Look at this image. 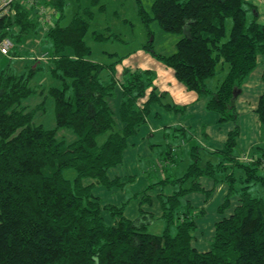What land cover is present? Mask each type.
Segmentation results:
<instances>
[{
    "label": "trees",
    "instance_id": "16d2710c",
    "mask_svg": "<svg viewBox=\"0 0 264 264\" xmlns=\"http://www.w3.org/2000/svg\"><path fill=\"white\" fill-rule=\"evenodd\" d=\"M46 3L59 12L44 34L52 42L47 69L58 81L44 92L53 99V127L35 121L44 105L24 102L38 91L39 85L30 82L39 68L18 70L10 58L0 67V264H264V197L252 192L253 185L264 183L263 156L245 161L233 153L239 135L234 92L264 54V23L257 13L249 17L250 11L257 12L252 0H154L152 16L139 3L146 23L154 18L165 31L179 35L174 52L156 55L189 89L208 97L207 108L220 121H232L235 127L221 161L202 166L193 154L182 176L162 180L179 186L159 195L162 214L141 208L135 218L125 214L130 199L103 203L94 190L123 185L109 170L123 162L130 138L147 121L153 104L185 107L164 103L166 93L158 91L150 69L126 68L120 78L112 64L89 57L91 47L84 39L93 16L89 7L63 24L64 0ZM15 7L14 19H0V38L10 35L19 45L41 23L20 2ZM95 37L106 38L102 33ZM219 71L224 76L209 87L208 80ZM257 112L264 123V92ZM61 128L72 130L75 138L59 136ZM172 146L163 161L175 163ZM235 167L243 174L237 175ZM68 168L76 171L73 178L65 175ZM202 175L229 185L219 210L239 196L233 212L216 221L205 251L193 245L196 218L205 210L186 198L203 189ZM141 198L148 201L150 195ZM158 218L165 222L162 232L149 231Z\"/></svg>",
    "mask_w": 264,
    "mask_h": 264
},
{
    "label": "crops",
    "instance_id": "0c3cea01",
    "mask_svg": "<svg viewBox=\"0 0 264 264\" xmlns=\"http://www.w3.org/2000/svg\"><path fill=\"white\" fill-rule=\"evenodd\" d=\"M252 2L256 5L257 12L255 10L254 12L255 15L257 13L259 20L261 17L259 8L264 4V0H252ZM147 69L150 68L144 70ZM150 70L153 72L152 69ZM263 70L264 54H261L258 58L256 68L244 82L241 92L235 100L239 113V135L233 153L237 155L238 158L243 155H248L249 157L261 155L264 158V123L261 121L259 113L257 112L259 98L264 92V81L262 79ZM153 74L154 85L158 88V91L166 93L164 103H169L171 105L176 104L178 107H185V110L168 109L164 105L158 103L153 104L152 112L147 121L143 124L147 125L148 129L143 135H141V133L138 134L141 125L137 131L138 136L134 135L130 138L132 144L124 153L122 163L134 166L136 171L130 172L131 169H129V171L110 175L111 170H109V175L112 178L119 176L123 185L111 189L107 188L106 191H120L125 197L121 199L122 201L130 199L125 209V214L129 218L137 217L141 208L145 211L153 212L159 217L162 214L159 195L162 193L171 194L179 187L174 183L167 182L165 184L162 180L165 179L166 176L170 177L169 175L174 176V179L182 176L187 170L188 165L194 160L193 154L197 155L202 166H205L209 161L213 163L221 161V150H224L229 133L235 127V123L232 121H220L219 114L207 108L208 97L199 94L195 90L189 89L184 82L177 78L173 68L166 66L163 62L157 63ZM219 81L220 79H217L215 82L210 81L208 82V86L215 88ZM149 91L150 89L148 92ZM173 112L174 117H170L168 123L161 121L163 116H166V114L171 115ZM176 114L180 115L177 117L175 116ZM167 126L172 127V129L166 131ZM176 127L183 128L182 132L179 131L177 133L175 130ZM166 132H168L167 140L165 138ZM185 137L191 138V142H188V139L186 140ZM169 144H172V147L176 149L174 151L176 161L175 163H169L165 160L164 163L160 164L167 155L166 151ZM160 148H162L161 151H155ZM152 152L155 154L154 159L149 161L144 168L145 171L141 173L143 165L140 163L141 157L147 153L153 154ZM159 164L164 166L163 171ZM234 170L237 175L243 174L242 169L238 167H235ZM262 171L264 174V165ZM199 181L203 189L191 191L186 195V198L189 199L195 207L204 208V214L199 217L206 216L209 209L213 212V221L205 227L207 232L210 233L208 237L204 236L205 231L198 230L199 224L197 220L199 217L196 218L197 227L194 231L193 245L199 250L205 251L210 248L216 221L223 216H229L233 212V209L239 203V196L234 195L231 199V206L221 211L219 207L229 192L228 183L224 181L217 182L214 177L210 175L200 176ZM185 184H187V182H185ZM129 186H131L132 190L127 196L124 190ZM145 192L150 195V198L148 201L143 202L141 197ZM252 192L254 195L264 197V183H256L253 185ZM136 193H139L138 196H135ZM117 196L113 197V200L118 199L119 197ZM215 197H217V201ZM122 201L119 203L112 201V203L120 204ZM134 203L137 205L135 208L132 206ZM129 205L133 209L131 213H128ZM161 225H163V227L165 225L163 219Z\"/></svg>",
    "mask_w": 264,
    "mask_h": 264
},
{
    "label": "rangeland",
    "instance_id": "374dc122",
    "mask_svg": "<svg viewBox=\"0 0 264 264\" xmlns=\"http://www.w3.org/2000/svg\"><path fill=\"white\" fill-rule=\"evenodd\" d=\"M139 3L142 4L149 16L153 15L154 0H98L96 2L93 0H64L65 17L63 19V24L68 23L71 20L72 15L79 9L82 11L83 8L89 7L93 16L92 18H88L89 27L85 33L84 39L91 47V53L89 55L91 59L107 65L112 64L117 76L120 78L123 76V72L126 68H139L140 70L150 68L155 72L157 63L163 62L156 53L167 55L174 52L176 50V43L179 39V35L177 33L165 31L158 20L154 18L146 23L140 14ZM259 10L261 14L259 20L264 22V4L260 6ZM254 15V11L249 12L250 18ZM95 33H102L106 38H96ZM44 34L45 29L40 26L36 32H31L28 36L24 37L19 45L15 42V45L8 54L0 52V67L3 64L5 65L8 58H10L13 61V66L18 70L25 69L27 65H31L35 69L39 68V72L32 77L30 82L32 85H39L37 87L38 91L36 92V95L32 94L24 102L30 106L38 103L42 104L41 106L44 105L45 108L38 111L35 121L36 123H43L47 127H53L56 123L53 99L49 98L50 96L46 98L44 92L47 87L58 83V81L51 76L47 69L52 42L46 40ZM149 42L152 43V49L147 47ZM41 65L45 66V68L42 69V67H39ZM166 66L169 65L166 64ZM169 67L172 68L171 66ZM224 73L225 72L219 71L217 76L208 82H215L217 79H221L224 76ZM43 99L46 100L43 101ZM116 100L115 105H117L119 99ZM178 115L180 114H176L175 116L178 117ZM170 117H174V112L171 113V115L166 114V116H163L161 121L168 123ZM147 127V125H142L138 134L141 133V135H143L148 129ZM170 129H172V127H166V131ZM176 132L178 133L179 131L176 130ZM166 133L165 138L167 140L168 132ZM136 134L135 136H138V134ZM59 136H64L68 141L75 138L73 131L68 128H61L59 130ZM185 138L186 140L188 139V142H191V138ZM161 150L162 148L155 151ZM154 155V153H147L141 157L140 163L143 164L141 173L145 171L144 168L149 161L154 159ZM242 157H240V159L244 160ZM161 163H164V161H161L160 164ZM160 164L159 166L163 171L164 166ZM263 165L264 158H262V166ZM129 169H131L130 172L136 171L134 166L122 163L110 169V175L129 171ZM64 173L69 178H73L76 175V171L73 168L65 169ZM173 177L174 176H171L169 178L172 179ZM106 189L107 188L103 185H98L94 190L95 193L101 197L103 203H112V201L119 203L122 201L121 199L125 198L120 191L111 192L106 191ZM131 190L132 188L129 186L124 192H126L128 196V194L131 193ZM116 196L119 198L113 200V197ZM216 198L217 197H215V200ZM132 206L135 208L137 205L134 203ZM132 210V207L129 205L128 213H131ZM212 213L213 212L209 209L206 216L199 217L197 220L199 224L198 230L205 231L204 236L207 237L210 233L207 232L205 227L213 221L214 215H212ZM161 224L162 219H154L153 223L148 227V230L154 233H160L163 230V225Z\"/></svg>",
    "mask_w": 264,
    "mask_h": 264
},
{
    "label": "built area",
    "instance_id": "2783aa9c",
    "mask_svg": "<svg viewBox=\"0 0 264 264\" xmlns=\"http://www.w3.org/2000/svg\"><path fill=\"white\" fill-rule=\"evenodd\" d=\"M17 1L38 17L44 29H46L49 22L59 15L58 10H53L52 7L46 3V0H0V19L3 17H11V19H14L17 14L15 7ZM14 45V39L10 35L0 38V52L8 54ZM242 158L245 161L252 160L248 155H243Z\"/></svg>",
    "mask_w": 264,
    "mask_h": 264
},
{
    "label": "water",
    "instance_id": "95a60500",
    "mask_svg": "<svg viewBox=\"0 0 264 264\" xmlns=\"http://www.w3.org/2000/svg\"><path fill=\"white\" fill-rule=\"evenodd\" d=\"M241 92V89H239L238 91L237 90H235V92H234V100L237 98V96L239 95V93Z\"/></svg>",
    "mask_w": 264,
    "mask_h": 264
}]
</instances>
